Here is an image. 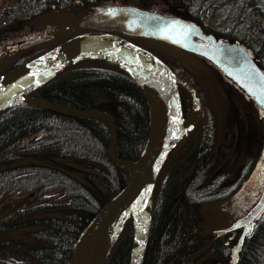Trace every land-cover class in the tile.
<instances>
[{
    "label": "trees",
    "instance_id": "obj_1",
    "mask_svg": "<svg viewBox=\"0 0 264 264\" xmlns=\"http://www.w3.org/2000/svg\"><path fill=\"white\" fill-rule=\"evenodd\" d=\"M99 1L0 0V25L73 3L86 6ZM167 1L182 3L183 15L204 33L236 39L264 72V0ZM73 34L12 53L0 73ZM118 34L185 79L200 104L196 121L167 148L153 179L141 264H206L213 255L227 259L235 241L204 231L200 207L229 197L240 186L249 163L229 178L232 167L223 165L225 154L217 145L210 105L184 64L165 46ZM177 92L185 117L191 112L192 98L180 84ZM27 94L63 108L106 112L114 123L112 152L118 158L134 159L143 144L147 110L142 93L127 70L112 60L80 57L56 69ZM107 139L106 122L98 116L65 115L23 104L0 110V204L10 196H22L0 214V264L70 263L77 233L127 178L124 167L108 158ZM131 234L128 213L108 246L104 264H127ZM234 264H264V206L243 235Z\"/></svg>",
    "mask_w": 264,
    "mask_h": 264
},
{
    "label": "water",
    "instance_id": "obj_2",
    "mask_svg": "<svg viewBox=\"0 0 264 264\" xmlns=\"http://www.w3.org/2000/svg\"><path fill=\"white\" fill-rule=\"evenodd\" d=\"M84 30L75 33L38 55L0 73V110L13 105H30L65 115H93L107 125L108 158L124 167V184L109 197L77 233L69 264H104L108 246L128 213L132 234L127 264H141L147 240L151 187L167 148L197 119L200 104L192 86L175 75L162 61L143 47L120 34L161 41L200 55L229 77L258 105L264 115V72L234 38L204 33L189 18L164 15L130 5H111L78 23ZM38 35L25 41L27 46L46 40ZM99 57L123 66L140 89L147 110V129L143 144L134 159L118 158L112 152L115 127L111 117L99 109L56 106L27 94L61 66L80 57ZM177 84L191 95V112L183 117ZM264 206V182L256 201L225 230L241 227L232 248L231 262L245 233Z\"/></svg>",
    "mask_w": 264,
    "mask_h": 264
},
{
    "label": "rangeland",
    "instance_id": "obj_3",
    "mask_svg": "<svg viewBox=\"0 0 264 264\" xmlns=\"http://www.w3.org/2000/svg\"><path fill=\"white\" fill-rule=\"evenodd\" d=\"M111 5H130L156 10L165 15L185 17L180 2L142 0L135 3L128 0H100L98 4L84 6L73 3L64 9L48 10L35 17L8 24L2 23L0 25V70L8 62V57L12 53L18 51L21 54L28 51L29 45L21 46L25 40L15 36L32 29L40 34L49 35L53 39L61 38L68 32H80L84 30L78 26L81 20ZM149 40L151 39L146 40L145 43L151 46H157V44L165 46L164 49L169 52V55L184 64L198 88L204 93L213 113L218 148L225 154L223 165L232 167V175L229 178H235L249 163L248 171L242 178L240 186L229 197L204 203L200 207L201 227L204 231L210 230L220 239L236 242L241 227L230 230H225V227L243 215L256 201L264 182V115L259 112V107L254 100L208 59L161 41ZM250 170H253L252 175L247 186H244ZM20 197L22 196L6 198L0 204V214L15 206V203L18 204ZM234 246L232 244L230 256L228 255L227 259L213 255L209 256L206 264H230Z\"/></svg>",
    "mask_w": 264,
    "mask_h": 264
},
{
    "label": "flooded vegetation",
    "instance_id": "obj_4",
    "mask_svg": "<svg viewBox=\"0 0 264 264\" xmlns=\"http://www.w3.org/2000/svg\"><path fill=\"white\" fill-rule=\"evenodd\" d=\"M149 11H154V12H159V11H156V10H151V9H147ZM175 16V15H174ZM40 33L38 31H36L35 29H32L28 32H25V33H22V34H19V36H15V37H20V38H23V40H29V39H32L34 38L35 36L39 35ZM190 127V126H189ZM256 166H254L255 168ZM252 171L253 170H250L249 171V175L247 176V180L244 182V186H247V182L248 180L250 179L251 175H252Z\"/></svg>",
    "mask_w": 264,
    "mask_h": 264
}]
</instances>
